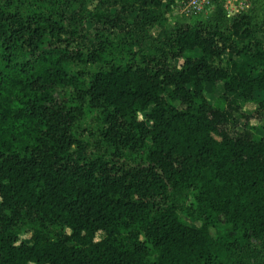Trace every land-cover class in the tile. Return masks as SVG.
<instances>
[{
	"label": "trees",
	"instance_id": "1",
	"mask_svg": "<svg viewBox=\"0 0 264 264\" xmlns=\"http://www.w3.org/2000/svg\"><path fill=\"white\" fill-rule=\"evenodd\" d=\"M174 1L0 0V264H264V0Z\"/></svg>",
	"mask_w": 264,
	"mask_h": 264
},
{
	"label": "rangeland",
	"instance_id": "2",
	"mask_svg": "<svg viewBox=\"0 0 264 264\" xmlns=\"http://www.w3.org/2000/svg\"><path fill=\"white\" fill-rule=\"evenodd\" d=\"M93 6V4H92ZM227 8H228V16L229 17H234L240 10H245L248 8L249 6V0H227V4H226ZM117 11V8H112L110 10L111 13H115ZM134 14L130 15L129 19L132 20L134 18ZM166 19L168 21V23L173 24L176 20H178L179 18H181L180 16H178L176 13H173L171 10L167 11L166 13ZM188 22H190L191 24L195 23L199 18H186ZM86 27L91 30L93 29L94 25L93 22L88 19L86 20ZM160 31V28L158 26H154L151 28L150 30V36L151 37H156L158 35ZM151 42V40H150ZM194 55H198L199 51L198 50H194L193 52ZM64 92H60V93H56V96L58 98L64 96L63 95ZM222 94V90L221 88H217L212 94L209 95V99L212 102L216 101V98ZM255 97L257 100H261L262 99V95L260 93H256ZM240 110L246 114L247 116H249L248 120V131L251 134L252 138L255 140H259L261 138H264V114H261L260 112L257 111V104L255 102H247L244 101L243 99H238L237 101ZM234 118L236 119V123H232L230 122L227 126H225V129L231 133V134H235L236 132L242 131V124L245 121V119H243L238 113H234L233 114ZM95 124L96 121L94 119L89 120L88 124L83 123V127H85L86 125H89V128H91L92 130L95 129ZM88 140H90V142L93 143V138L89 137ZM191 202V200H190ZM180 218L182 219V221L189 226H193V227H199L200 226V222L198 220L192 219V218H187L186 216H184L183 214L179 213ZM210 233L212 236L216 235L217 230L213 227H211L209 229ZM101 235L98 234L97 235V239L100 237ZM29 237V233H26L25 231L22 233L21 238L26 240L27 242H29L28 240Z\"/></svg>",
	"mask_w": 264,
	"mask_h": 264
},
{
	"label": "built area",
	"instance_id": "3",
	"mask_svg": "<svg viewBox=\"0 0 264 264\" xmlns=\"http://www.w3.org/2000/svg\"><path fill=\"white\" fill-rule=\"evenodd\" d=\"M216 2L222 3L228 15L227 0H175L170 9L181 18L208 19Z\"/></svg>",
	"mask_w": 264,
	"mask_h": 264
}]
</instances>
